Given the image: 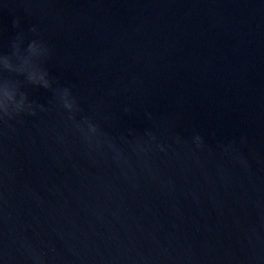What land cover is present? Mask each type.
<instances>
[{
  "label": "water",
  "instance_id": "water-1",
  "mask_svg": "<svg viewBox=\"0 0 264 264\" xmlns=\"http://www.w3.org/2000/svg\"><path fill=\"white\" fill-rule=\"evenodd\" d=\"M0 53V264H264V0H0Z\"/></svg>",
  "mask_w": 264,
  "mask_h": 264
},
{
  "label": "clouds",
  "instance_id": "clouds-1",
  "mask_svg": "<svg viewBox=\"0 0 264 264\" xmlns=\"http://www.w3.org/2000/svg\"><path fill=\"white\" fill-rule=\"evenodd\" d=\"M18 25H19V21H15L14 22V26H17L18 27ZM32 31L35 32V29L33 28ZM36 42L37 41L32 40L31 42H29L27 44V47L24 48V47H22L23 44H24L23 34L18 33L17 36L15 37V40L11 43V46H10L11 51H10L9 55H15V54L20 53V52H23L25 54L26 53H29V52H31L33 50ZM3 54L4 53H0V55H3ZM64 92L66 94H68V95H71L70 94V91L68 89H64ZM71 99H72V103L75 104L74 98H71ZM14 114L18 115L19 112H17V113H11L9 111H0V120H4L5 117H7V118L10 119Z\"/></svg>",
  "mask_w": 264,
  "mask_h": 264
}]
</instances>
